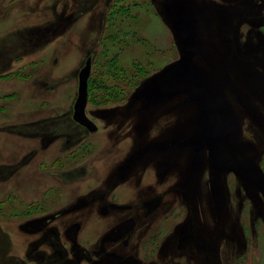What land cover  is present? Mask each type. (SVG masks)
<instances>
[{
  "label": "rangeland",
  "instance_id": "obj_1",
  "mask_svg": "<svg viewBox=\"0 0 264 264\" xmlns=\"http://www.w3.org/2000/svg\"><path fill=\"white\" fill-rule=\"evenodd\" d=\"M0 264H264V0H0Z\"/></svg>",
  "mask_w": 264,
  "mask_h": 264
},
{
  "label": "water",
  "instance_id": "obj_2",
  "mask_svg": "<svg viewBox=\"0 0 264 264\" xmlns=\"http://www.w3.org/2000/svg\"><path fill=\"white\" fill-rule=\"evenodd\" d=\"M92 59L87 57L77 74V92L73 104L72 119L86 127L90 132L97 130V125L87 116L88 78L91 73ZM171 84L175 87L193 91L201 100L205 115L214 128L212 148L216 158L225 167L236 165L233 151L224 137V114L216 100L206 91L204 80L197 67L189 60H182L171 75Z\"/></svg>",
  "mask_w": 264,
  "mask_h": 264
},
{
  "label": "bare ground",
  "instance_id": "obj_3",
  "mask_svg": "<svg viewBox=\"0 0 264 264\" xmlns=\"http://www.w3.org/2000/svg\"><path fill=\"white\" fill-rule=\"evenodd\" d=\"M75 123H76V122H75ZM78 125H79V124H78ZM155 133H156V132H155ZM151 180H152V179H146V178H144V179L142 180V183H141V184H142V185H145V186L147 187L148 185L151 184ZM137 185H138V187H137L135 184H134V187H135V188L132 187V189H131L132 194L135 193V192H137V191H139L138 189L142 186V185H141V186L139 187V184H137ZM132 186H133V185H132ZM136 189H137V190H136Z\"/></svg>",
  "mask_w": 264,
  "mask_h": 264
},
{
  "label": "flooded vegetation",
  "instance_id": "obj_4",
  "mask_svg": "<svg viewBox=\"0 0 264 264\" xmlns=\"http://www.w3.org/2000/svg\"><path fill=\"white\" fill-rule=\"evenodd\" d=\"M88 102V101H87ZM87 114V113H86ZM78 124V123H77ZM80 125V124H79ZM82 126V125H81Z\"/></svg>",
  "mask_w": 264,
  "mask_h": 264
}]
</instances>
